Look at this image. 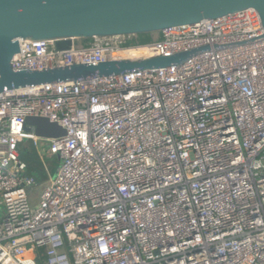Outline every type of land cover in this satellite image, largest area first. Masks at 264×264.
<instances>
[{"label":"built area","instance_id":"built-area-1","mask_svg":"<svg viewBox=\"0 0 264 264\" xmlns=\"http://www.w3.org/2000/svg\"><path fill=\"white\" fill-rule=\"evenodd\" d=\"M157 34L143 45L111 37L68 51L21 41L12 67L169 57L242 43L263 28L250 9ZM31 117L66 135L38 137ZM27 141L61 162L53 175L44 161L38 205L21 158ZM1 205L0 264H264V39L177 67L0 94Z\"/></svg>","mask_w":264,"mask_h":264},{"label":"water","instance_id":"water-1","mask_svg":"<svg viewBox=\"0 0 264 264\" xmlns=\"http://www.w3.org/2000/svg\"><path fill=\"white\" fill-rule=\"evenodd\" d=\"M261 19L263 35L228 45H206L169 57L74 64L43 71H15L20 42L51 41L57 51L74 41L156 34L165 29L216 20L247 10ZM264 39V0H0V94L41 85L125 76L140 70L177 67L199 53ZM40 138H60L64 128L48 119H27Z\"/></svg>","mask_w":264,"mask_h":264},{"label":"rangeland","instance_id":"rangeland-1","mask_svg":"<svg viewBox=\"0 0 264 264\" xmlns=\"http://www.w3.org/2000/svg\"><path fill=\"white\" fill-rule=\"evenodd\" d=\"M159 38H160V35L156 33V34H149V35L132 36L129 39L127 38L125 40H128L130 43H132L130 44L131 46V45H138V44L143 45V44L152 43L154 41H157ZM74 44L77 47H80V46L88 47L92 44V40H79V41L74 42ZM21 155H22L23 161L26 162V164L30 168V172L32 171V169L33 170L36 169L34 170V172L36 171V174L34 172L33 174L38 179L37 183L32 187H28L27 191H28V194L30 196L32 203L34 205H38L39 200H40V195L43 192V189L47 181L49 180L47 179L48 178L47 175L43 174L44 172L43 168H45L44 161L47 162V166L52 171L53 175L57 173L61 162L57 160L56 163H53L54 159L51 160V158H47L48 157L47 145L42 142H40L39 145H36L34 141H27V146H25V148L21 151ZM5 215H6V207L4 205H1L0 206V219L5 217Z\"/></svg>","mask_w":264,"mask_h":264},{"label":"bare ground","instance_id":"bare-ground-1","mask_svg":"<svg viewBox=\"0 0 264 264\" xmlns=\"http://www.w3.org/2000/svg\"><path fill=\"white\" fill-rule=\"evenodd\" d=\"M145 51V50H144ZM143 53H141V52H135V55H131L132 56V58H141V57H143L144 55H142Z\"/></svg>","mask_w":264,"mask_h":264},{"label":"trees","instance_id":"trees-1","mask_svg":"<svg viewBox=\"0 0 264 264\" xmlns=\"http://www.w3.org/2000/svg\"><path fill=\"white\" fill-rule=\"evenodd\" d=\"M57 162V160H54L53 161V163H56ZM55 169H56V167H55ZM34 170H36V169H34ZM34 170L32 169V171L30 172L31 173V175H33L35 178H36V176L33 174V172H34ZM55 171V170H54ZM35 174H36V171L34 172ZM43 174H45L44 172H43ZM37 179V178H36ZM40 179H41V177H40ZM38 180V179H37ZM46 180V179H45Z\"/></svg>","mask_w":264,"mask_h":264},{"label":"crops","instance_id":"crops-1","mask_svg":"<svg viewBox=\"0 0 264 264\" xmlns=\"http://www.w3.org/2000/svg\"><path fill=\"white\" fill-rule=\"evenodd\" d=\"M25 146H27V142H24L21 144L20 148H21V151L25 148ZM21 158H22V155H21ZM23 160V159H22ZM26 163V162H25ZM48 179V178H47ZM46 179V180H47Z\"/></svg>","mask_w":264,"mask_h":264}]
</instances>
